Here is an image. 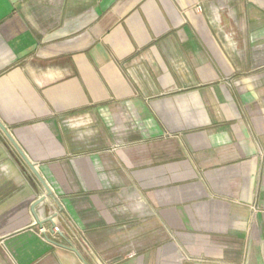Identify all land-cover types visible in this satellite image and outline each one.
<instances>
[{"label": "crops", "instance_id": "1", "mask_svg": "<svg viewBox=\"0 0 264 264\" xmlns=\"http://www.w3.org/2000/svg\"><path fill=\"white\" fill-rule=\"evenodd\" d=\"M0 122V264H264V0H0Z\"/></svg>", "mask_w": 264, "mask_h": 264}, {"label": "water", "instance_id": "2", "mask_svg": "<svg viewBox=\"0 0 264 264\" xmlns=\"http://www.w3.org/2000/svg\"><path fill=\"white\" fill-rule=\"evenodd\" d=\"M0 131L3 133L5 138L9 141V143L12 145V147L15 149V151L18 153V155L21 157V159L25 162V164L31 169V171L34 173L36 178L44 185L43 181L41 180L40 176L36 172L33 164L26 158V156L23 154L21 149L18 147L12 136L9 134L8 130L6 127L0 122ZM44 188L46 189L47 193H49V190L47 187L44 185ZM42 202V198L37 199L33 205H32V210L34 211V208ZM36 223L41 226L42 222L36 221ZM74 253H77L75 250L71 249Z\"/></svg>", "mask_w": 264, "mask_h": 264}, {"label": "built area", "instance_id": "3", "mask_svg": "<svg viewBox=\"0 0 264 264\" xmlns=\"http://www.w3.org/2000/svg\"><path fill=\"white\" fill-rule=\"evenodd\" d=\"M51 231H52L53 234H56V233L58 232V228H57V227H53ZM40 233H41L42 235L45 234V231H44L43 228L40 229Z\"/></svg>", "mask_w": 264, "mask_h": 264}]
</instances>
